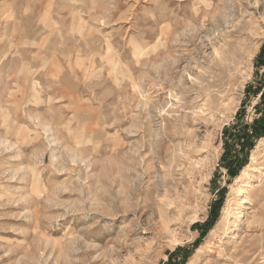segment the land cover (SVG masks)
Instances as JSON below:
<instances>
[{
	"label": "rangeland",
	"instance_id": "1",
	"mask_svg": "<svg viewBox=\"0 0 264 264\" xmlns=\"http://www.w3.org/2000/svg\"><path fill=\"white\" fill-rule=\"evenodd\" d=\"M263 46L264 0H0V264H264Z\"/></svg>",
	"mask_w": 264,
	"mask_h": 264
},
{
	"label": "trees",
	"instance_id": "2",
	"mask_svg": "<svg viewBox=\"0 0 264 264\" xmlns=\"http://www.w3.org/2000/svg\"><path fill=\"white\" fill-rule=\"evenodd\" d=\"M255 67L256 72L259 73L262 69L263 72L259 75L260 77V85L258 87H254L249 85L247 90H253L255 93H259L263 90L261 101L255 107L256 111L259 114V117L255 118L251 124V126H244L242 132H237L235 135L238 144L242 146L243 149H250L252 147L250 140L251 138H260L264 136V46L260 49L259 53L255 57ZM228 151L225 153L222 158L223 163L226 165V170L229 174L233 175V169L235 168L236 158L234 157L230 161H227ZM246 159L241 160V164H244ZM227 162V163H226ZM208 222H206L203 226H206Z\"/></svg>",
	"mask_w": 264,
	"mask_h": 264
}]
</instances>
